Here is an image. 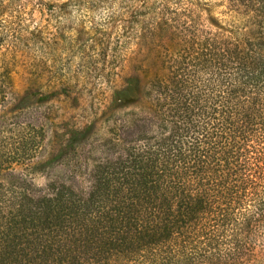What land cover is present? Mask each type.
Instances as JSON below:
<instances>
[{
  "label": "trees",
  "instance_id": "1",
  "mask_svg": "<svg viewBox=\"0 0 264 264\" xmlns=\"http://www.w3.org/2000/svg\"><path fill=\"white\" fill-rule=\"evenodd\" d=\"M197 1L164 0L136 99L65 177L75 150L45 157V124L10 109L35 0H0V264L264 263V0Z\"/></svg>",
  "mask_w": 264,
  "mask_h": 264
},
{
  "label": "rangeland",
  "instance_id": "2",
  "mask_svg": "<svg viewBox=\"0 0 264 264\" xmlns=\"http://www.w3.org/2000/svg\"><path fill=\"white\" fill-rule=\"evenodd\" d=\"M209 1L216 3L197 2L206 7L204 3ZM163 3L164 0H35L31 6L30 27L37 30L36 46L30 45L24 54L25 65L16 76L10 109L28 107L29 116L45 124V157L56 158L63 151L75 150L67 166L50 173L67 177L72 168L90 166L103 150L104 136L92 144L74 139L92 126L106 133L108 125L118 123L123 113L117 107L136 99V89L144 81L138 73V53L147 55L153 27L162 29L165 19L154 14L160 12ZM212 14L219 16L217 12ZM157 33L165 34L162 30ZM50 173L34 171L30 177L43 188ZM75 184L81 189L89 187L87 178Z\"/></svg>",
  "mask_w": 264,
  "mask_h": 264
}]
</instances>
